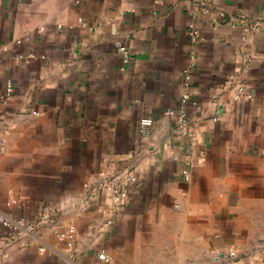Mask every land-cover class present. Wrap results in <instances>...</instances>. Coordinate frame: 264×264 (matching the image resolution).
<instances>
[{
    "label": "crops",
    "instance_id": "0c3cea01",
    "mask_svg": "<svg viewBox=\"0 0 264 264\" xmlns=\"http://www.w3.org/2000/svg\"><path fill=\"white\" fill-rule=\"evenodd\" d=\"M1 137L0 264H264V0H0Z\"/></svg>",
    "mask_w": 264,
    "mask_h": 264
},
{
    "label": "built area",
    "instance_id": "2783aa9c",
    "mask_svg": "<svg viewBox=\"0 0 264 264\" xmlns=\"http://www.w3.org/2000/svg\"><path fill=\"white\" fill-rule=\"evenodd\" d=\"M84 0H77L78 3ZM184 91L182 93V102L186 103L190 98V75L187 74L184 81ZM13 86L9 83L4 91V97L8 99L12 93H13ZM168 113L176 117V123L180 126L185 123L187 116L185 112L178 113L175 109H169ZM156 121L153 117L144 115L139 119L138 122V129L141 135H147L151 129L155 126ZM4 139L0 138V145L3 147ZM264 155V151H263ZM123 177L124 182H122L121 178ZM134 179V176L132 173H129L127 176V183H126V170L124 171V174L120 175L119 173L115 174H106L102 173V177L100 180L99 186L102 189L108 190L111 193V196L114 200V203H116L117 208H120L123 206L127 191L129 190V184ZM115 218L116 216H112L111 219ZM0 219L3 222V224L10 228L11 230H14L16 232H19L22 229H25L29 232L33 229L32 224L29 222L13 218L9 214H5L4 212L0 211ZM73 228V226H71ZM73 237V235H72ZM264 247V244L262 245ZM109 262L108 258H105V262L102 261H95L92 264H107ZM231 264V263H228Z\"/></svg>",
    "mask_w": 264,
    "mask_h": 264
}]
</instances>
